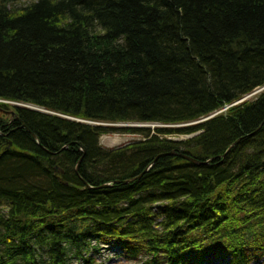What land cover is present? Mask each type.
<instances>
[{
	"label": "trees",
	"instance_id": "obj_1",
	"mask_svg": "<svg viewBox=\"0 0 264 264\" xmlns=\"http://www.w3.org/2000/svg\"><path fill=\"white\" fill-rule=\"evenodd\" d=\"M262 87L264 0H0V264L263 261Z\"/></svg>",
	"mask_w": 264,
	"mask_h": 264
},
{
	"label": "rangeland",
	"instance_id": "obj_2",
	"mask_svg": "<svg viewBox=\"0 0 264 264\" xmlns=\"http://www.w3.org/2000/svg\"><path fill=\"white\" fill-rule=\"evenodd\" d=\"M10 1L13 3L14 6H22V5L29 3L32 0H10ZM259 91L257 90L256 92L251 93L250 95L244 97L243 99L240 100V102L254 100L260 94ZM34 109H38V108H34ZM225 109L226 108L222 109L221 111ZM121 126H124V125L120 124V126H116V127H121ZM141 127L150 128L152 130L153 128L160 127V126L154 125V124H146V125H141ZM161 127H164V126L161 125ZM184 139H187V138L185 136L178 138V140H184ZM140 140H141V137L139 135L118 134L117 133V134L104 135L100 137L99 144L104 149H116V148L123 147L130 143L138 142ZM97 247L100 249L99 253L95 255V258L98 264H140L139 260L134 261V262L127 261L122 256V251L120 249V246H117L113 241H110V242L108 241L104 245H100ZM187 264H228V258L207 256L203 258L202 261H199V262L191 261ZM253 264H264V260L257 261Z\"/></svg>",
	"mask_w": 264,
	"mask_h": 264
},
{
	"label": "water",
	"instance_id": "obj_3",
	"mask_svg": "<svg viewBox=\"0 0 264 264\" xmlns=\"http://www.w3.org/2000/svg\"><path fill=\"white\" fill-rule=\"evenodd\" d=\"M260 90V91H259ZM258 91L259 92H261V91H263L264 90V87H262V88H260ZM240 101H238L237 103H239ZM14 106H20V105H18V104H14ZM28 108L29 109H33V110H36V111H39L38 109H34V107H29L28 106ZM0 112H2V113H4L5 115H7V116H9L10 117V119L11 120H17V118L15 117V111L14 110H9V111H6V110H2V109H0ZM211 117H213V116H210L209 118H211ZM263 123H264V121H263ZM129 127H141V125H128ZM21 128H25V126L24 125H22L21 126ZM31 134V136H32V138L33 139H35V141H36V143H37V139H36V136L34 135V134H32V133H30ZM4 136H7V134H5ZM11 146V142L10 141H7L6 142V147L4 148V150H8L9 149V147ZM232 146H230L229 147V149L231 148ZM228 149V150H229ZM228 150L226 151V152H228ZM162 156H175V157H178V158H181V159H183V160H186V161H188V162H190V163H192V164H194V165H196V166H200V165H205V164H207V163H209V162H211L212 160H214L215 158H211V159H209V160H206V161H204V162H202V161H198V160H196V159H194V158H192V157H189V156H187V155H184V154H180V153H168V154H162V155H159V156H157L156 158H155V160H157L159 157H162ZM224 156V155H223ZM222 156V157H223ZM148 168H150V166L148 167ZM148 168L146 169V170H144V172L142 173V174H140V175H138V176H136V177H134V178H131V179H128V180H126L124 183H130V182H132V181H134V180H138V179H140V177L148 170ZM76 169H77V167H76ZM55 171H57V168H55ZM110 186V184H104V185H101L100 187H98V188H94V189H100V188H107V187H109ZM87 188H91V187H88L87 186Z\"/></svg>",
	"mask_w": 264,
	"mask_h": 264
},
{
	"label": "bare ground",
	"instance_id": "obj_4",
	"mask_svg": "<svg viewBox=\"0 0 264 264\" xmlns=\"http://www.w3.org/2000/svg\"><path fill=\"white\" fill-rule=\"evenodd\" d=\"M0 105H4V100H0ZM0 115H4V113L0 112ZM99 125V124H98ZM115 126H120V124L115 125ZM126 126V125H124ZM0 135L4 136V134L0 133ZM4 149V148H3Z\"/></svg>",
	"mask_w": 264,
	"mask_h": 264
},
{
	"label": "flooded vegetation",
	"instance_id": "obj_5",
	"mask_svg": "<svg viewBox=\"0 0 264 264\" xmlns=\"http://www.w3.org/2000/svg\"><path fill=\"white\" fill-rule=\"evenodd\" d=\"M4 115H5V114H4ZM4 115H3V116H4ZM5 116H6V115H5ZM6 117H8V116H6Z\"/></svg>",
	"mask_w": 264,
	"mask_h": 264
}]
</instances>
